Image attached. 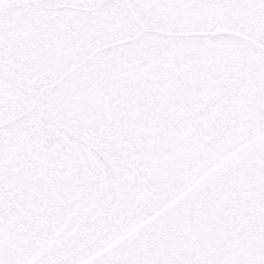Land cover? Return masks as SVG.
<instances>
[{"label":"snow or ice","instance_id":"obj_1","mask_svg":"<svg viewBox=\"0 0 264 264\" xmlns=\"http://www.w3.org/2000/svg\"><path fill=\"white\" fill-rule=\"evenodd\" d=\"M0 264H264V0H0Z\"/></svg>","mask_w":264,"mask_h":264}]
</instances>
